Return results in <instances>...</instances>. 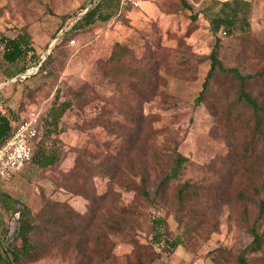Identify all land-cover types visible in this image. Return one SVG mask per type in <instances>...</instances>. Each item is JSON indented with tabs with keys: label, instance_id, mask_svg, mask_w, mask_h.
Segmentation results:
<instances>
[{
	"label": "rangeland",
	"instance_id": "1",
	"mask_svg": "<svg viewBox=\"0 0 264 264\" xmlns=\"http://www.w3.org/2000/svg\"><path fill=\"white\" fill-rule=\"evenodd\" d=\"M234 1L185 0L187 9L182 0H146L68 40L91 0H0V36L26 31L44 63L18 77L0 46V111L45 118L58 93L59 103H72L46 141L60 148L61 161L49 169L29 165L0 184V240L14 238L18 223L10 216L17 219L23 205L37 216L47 202L59 203L76 229L65 216L72 232L19 264H240L241 256L264 264V250L246 253L252 226L264 232V218L257 224L264 138L252 113L235 103L231 77L213 78L196 102L216 39L225 68L264 72V0H238L249 10L240 4L235 27L213 35L212 20L230 14L222 5ZM250 92L264 102V78ZM177 153L190 161L181 182L152 203L132 190L145 177L153 196ZM185 181L196 191L181 205ZM154 218L165 220L169 240L182 238L175 252L155 248ZM38 240L51 243L45 235Z\"/></svg>",
	"mask_w": 264,
	"mask_h": 264
},
{
	"label": "trees",
	"instance_id": "2",
	"mask_svg": "<svg viewBox=\"0 0 264 264\" xmlns=\"http://www.w3.org/2000/svg\"><path fill=\"white\" fill-rule=\"evenodd\" d=\"M185 8L189 9L185 0H182ZM240 1H234V3H223L222 7L231 10V13H224L221 11L211 22V30L215 36L219 30L224 27L230 31L235 27V21L238 19V9ZM90 7L86 8V13L81 15L75 22L70 31L66 32L63 39H68L73 36L74 33H79L90 28H93L98 23H108L113 17L120 13L119 0H91ZM246 10H249V5H243ZM129 11V10H128ZM126 12V11H124ZM224 15V16H222ZM196 17L194 18V21ZM247 26L246 15L241 20ZM0 46L3 48V58L6 63L12 67H19L17 70V76L21 77L26 74L32 65H36L40 70L44 69V63L39 60L33 41L26 31L21 32L15 38H9L7 36H0ZM220 40L216 39V43L209 56L210 71L206 76L203 84V89L200 96L196 99L199 106L205 98V94L209 90L210 82L216 76L231 77L237 85L238 92L235 103L248 109L253 116L255 123V130L258 136L264 138V102L260 101L257 97L251 95L250 86L258 79L264 78V72L254 75H243L237 68H225L220 59ZM72 108V103L66 101L59 103V93L56 99L48 111L45 118H43L42 126L39 134V141L35 145L32 161L29 165L35 166L39 169H49L55 167L62 158V152L59 147L54 146L49 149L46 146L47 139H50L55 132L59 129L60 123L66 113ZM19 115L9 111L8 114H4L0 111V147L5 144L12 136L15 126L22 121ZM189 159L177 153V157L173 163L171 169L163 175V179L157 187L153 196L147 189L146 178H141L139 185H135L132 190L138 193L147 202H154L159 199L161 195L172 185L181 182L184 171L189 165ZM28 165V166H29ZM196 186L190 181H185L177 193L178 202L182 205L186 201L191 200L193 194H195ZM264 191V188H263ZM2 198L7 205L11 201L8 196L2 195ZM95 203L96 199L91 198ZM8 209H11V213H15V207L12 208L8 205ZM259 214L257 217V224L264 218V198L260 201ZM49 213H54L49 215ZM70 216V225L75 226L72 213L68 209L59 203L47 202L41 212L34 216L31 209L28 206L23 205L20 214L17 219L11 217L18 223V228L14 238L11 241L4 243L0 240V264H19L24 260L34 257L38 254H44L52 248L56 240L66 236L67 233H71L72 229L67 227L64 223V217ZM153 224V242L154 244H163L164 252L173 253L176 249L183 245L181 237H176L174 240L167 238L166 222L162 218H154ZM51 227H54L52 230ZM76 229V226L75 228ZM253 241L246 249V253H259L264 250V232L261 234L258 230V226L254 224L251 228ZM49 238L50 245L41 243L38 238ZM19 243V244H18ZM240 264H247L244 256L239 258Z\"/></svg>",
	"mask_w": 264,
	"mask_h": 264
},
{
	"label": "built area",
	"instance_id": "3",
	"mask_svg": "<svg viewBox=\"0 0 264 264\" xmlns=\"http://www.w3.org/2000/svg\"><path fill=\"white\" fill-rule=\"evenodd\" d=\"M145 0H119L120 13L128 10H139ZM71 46L76 41L70 42ZM43 118L38 113H32L15 126L10 139L0 147V182H9L18 176L31 163L35 145L39 141V134ZM155 248L162 250L163 244H155Z\"/></svg>",
	"mask_w": 264,
	"mask_h": 264
},
{
	"label": "crops",
	"instance_id": "4",
	"mask_svg": "<svg viewBox=\"0 0 264 264\" xmlns=\"http://www.w3.org/2000/svg\"><path fill=\"white\" fill-rule=\"evenodd\" d=\"M146 3V0L143 2V4H142V6L144 5ZM142 8V7H141ZM2 183H7V182H0V184H2ZM10 214H11V212H10ZM15 214V213H14ZM13 214V215H14ZM10 218H11V216H10Z\"/></svg>",
	"mask_w": 264,
	"mask_h": 264
}]
</instances>
